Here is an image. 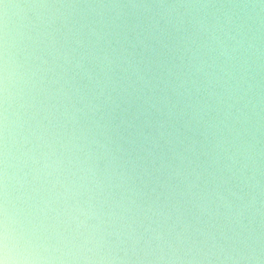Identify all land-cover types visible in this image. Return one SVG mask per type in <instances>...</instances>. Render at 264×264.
<instances>
[{
	"label": "water",
	"instance_id": "obj_1",
	"mask_svg": "<svg viewBox=\"0 0 264 264\" xmlns=\"http://www.w3.org/2000/svg\"><path fill=\"white\" fill-rule=\"evenodd\" d=\"M5 254L264 264V0H0Z\"/></svg>",
	"mask_w": 264,
	"mask_h": 264
},
{
	"label": "clouds",
	"instance_id": "obj_2",
	"mask_svg": "<svg viewBox=\"0 0 264 264\" xmlns=\"http://www.w3.org/2000/svg\"><path fill=\"white\" fill-rule=\"evenodd\" d=\"M0 260H2L3 264H8V258H7L6 254H5V256L3 258H0Z\"/></svg>",
	"mask_w": 264,
	"mask_h": 264
},
{
	"label": "snow or ice",
	"instance_id": "obj_3",
	"mask_svg": "<svg viewBox=\"0 0 264 264\" xmlns=\"http://www.w3.org/2000/svg\"><path fill=\"white\" fill-rule=\"evenodd\" d=\"M0 264H3L2 260H0Z\"/></svg>",
	"mask_w": 264,
	"mask_h": 264
}]
</instances>
